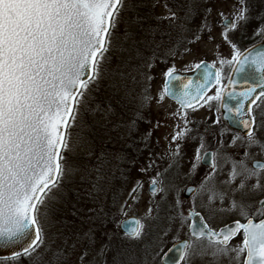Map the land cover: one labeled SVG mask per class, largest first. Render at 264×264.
Listing matches in <instances>:
<instances>
[{"label": "snow or ice", "instance_id": "6c2138e0", "mask_svg": "<svg viewBox=\"0 0 264 264\" xmlns=\"http://www.w3.org/2000/svg\"><path fill=\"white\" fill-rule=\"evenodd\" d=\"M240 2L242 7L236 20L246 21L247 8L243 6L244 0ZM165 8L168 15L156 19L167 20L172 27L179 17L168 8L167 3ZM129 10H133L130 0H0V247L18 245L20 249L13 250L8 264H67V239L62 246L53 248L62 232L52 230L58 224L56 207L66 199L67 180L74 171L65 158L71 137L69 129L76 122L86 93L101 78L110 59L108 54L123 48V40L116 33L117 26L125 23L142 28L139 16L132 21L123 18L122 13ZM205 11L211 13L212 9ZM187 13L188 16L193 14L191 7ZM224 23L227 28L237 26L227 19ZM179 27L184 29V25ZM201 29H208L207 21ZM147 31L154 33L156 30L150 28ZM124 35L126 39L133 33L126 31ZM224 37L228 38L227 33ZM196 38L199 39V36ZM132 47L135 48V44ZM233 61L238 64L234 70L236 74L244 72L245 68H251L258 74L248 81L247 88L237 91V81L233 77L228 78L225 88L222 69L217 70L215 64L201 62L195 65V69L202 72L198 81L182 77L174 67L169 68L158 102H163L166 96L174 99L180 106L175 115L185 125L189 123V109L196 111L206 105L211 108L213 102H218L217 111L223 108L224 119L236 122L245 129L243 146L264 149V142L256 134L257 118L253 112V106L264 97V50H249L242 56L237 49L231 61L221 60L220 64ZM145 67L151 69L153 64L145 63L136 71ZM141 75L146 80L152 79L146 73L141 72ZM213 88H216L215 94L209 95ZM151 99L145 89L141 104H150ZM229 100L235 103L230 104ZM215 123H220L219 115ZM135 124L134 119L130 130ZM189 131L185 127L174 134L172 140L183 139ZM241 139L237 134L232 143ZM203 147L202 141L200 148ZM179 154L180 145L177 143L172 156L178 157ZM247 154L245 152V156ZM203 159L208 161L211 169L216 168V152H205ZM195 160L197 163L202 160L199 149ZM103 165L101 160L96 166L98 173H103ZM151 166H154V161L150 162ZM196 167L197 164H193V170ZM141 171L145 172L147 168ZM262 175L264 162L255 161L249 167L244 159L232 160L230 177L233 181L243 177L239 186L241 190L247 186L244 181L252 178H256L252 189L264 190ZM208 179L210 175L201 181L200 189L205 188ZM93 188L102 190L99 176ZM150 189L153 195L167 190L158 177L151 180ZM136 191V188L132 190L133 193ZM185 191L195 193L197 190L190 188ZM208 191L213 193L214 198L215 190L209 187ZM220 195L223 197L224 194ZM260 204L264 207V201ZM232 207L241 209L246 222L237 220L219 231L211 228L203 218L197 222L199 213L184 218L178 194L173 210L181 218V227L187 219H191L192 241H206L207 246L213 249V255L225 256L235 252L239 260L246 253L244 264H264V219L254 222V217L245 211L247 206L237 204L235 200ZM119 211L126 215L123 207ZM148 211L151 213L152 209ZM125 224L136 225L125 232L129 240L142 239L145 225L140 220L121 221L119 226ZM241 231L242 245L230 247L233 237ZM49 232H52L51 240ZM190 245L189 240L182 243L181 260ZM71 247L75 250L76 246L73 244ZM86 255L87 251L80 257L81 264ZM0 264H5V258H0ZM129 264H134L131 258Z\"/></svg>", "mask_w": 264, "mask_h": 264}, {"label": "rangeland", "instance_id": "374dc122", "mask_svg": "<svg viewBox=\"0 0 264 264\" xmlns=\"http://www.w3.org/2000/svg\"><path fill=\"white\" fill-rule=\"evenodd\" d=\"M171 1L159 2L155 6V12L150 15L158 21V29L149 27L156 30L154 33L146 28L134 29L133 24L129 26L120 23L117 26L116 33L123 40V48L108 54L110 59L101 78L86 93L76 122L69 129L71 137L65 158L74 171L67 180V197L56 207L55 219L58 224L52 230L62 232L53 248L62 246L65 238L67 239V264H81L80 257L85 251L87 255L83 264H102V258L106 260L104 264H129V258L134 264H159L156 252L165 250L169 242L171 244L179 239L186 228L187 221L181 227V218L173 210L177 194L184 218L188 209L197 210L216 228L233 219H245L239 207L233 209V200L237 204L246 205L245 211L249 216H258L264 211L258 205L264 190L254 191L252 185L248 186L251 180L244 181L248 187L241 190L239 186L243 177H237L234 181L230 177L233 159H244L252 167V161L264 160V155L258 156L243 146L242 135V139L235 144L227 143L226 130L229 128L225 126L220 110L217 111L218 102H213L211 108L206 105L196 111L188 110L187 125L175 115L180 109L176 103L167 97L163 102H158L164 87L165 73L169 68L190 70L205 60L215 64L219 70L222 69V77L227 79L236 62L221 65L220 61H231L237 49L242 53L250 46L244 42L242 34L246 25L252 24L246 36L253 39L256 35L253 31L260 29L263 23L261 35L257 36L254 43L262 39L264 0H244L243 6L247 8L246 21L236 20L242 7L240 0H200L199 13L204 17L196 16L193 22L184 7V10L176 12L179 19L170 27L167 20L156 18L168 15L165 3L171 8ZM181 1L188 5L193 2ZM178 5L181 8L183 4L176 3L172 10L177 9ZM207 8L212 9L211 13L205 11ZM127 14L128 11L123 12V18L132 21ZM249 14L254 16L251 22ZM226 18H230L237 26H223L222 22ZM205 21L210 31L201 29ZM179 25H184V29ZM126 31L133 35L125 39ZM225 33L227 39L224 37ZM144 36L146 40L143 39ZM133 44L135 48L132 47ZM145 63H152L153 67L136 71ZM141 72L150 75L152 79L146 80ZM145 89L152 99L150 104L143 107L146 111L142 117L138 118L137 110L142 105L141 95ZM121 90L119 107L122 108L118 109L121 113L117 109L109 110L103 115L102 112L99 113L101 103L109 101L108 95L118 96ZM215 92L216 88L209 95H214ZM261 104L262 102L259 107ZM130 107L134 109L127 111ZM218 115L219 124L215 123ZM104 116L105 121L101 122ZM134 119L136 124L130 130ZM261 119L258 118L256 134L264 142ZM100 122L104 125L103 131L102 128L100 130ZM185 127L190 129L185 137L178 141L172 140V136ZM197 140L203 141V148H200ZM177 143L180 145V154L173 157ZM213 147L217 153L216 168L211 169L201 162L197 163V149L202 158L203 153ZM245 152L248 153L247 156ZM101 160L104 161L103 173H98L96 166ZM152 161L154 166L149 167ZM193 164H197L195 170ZM142 168H147V171L142 172ZM206 175H210V179L205 182V188L200 189V183ZM98 176L101 191L93 188ZM157 177L163 181L167 190L153 195L148 188L151 180ZM137 182L142 186H138ZM261 183L264 184V181ZM190 186H195L197 191L185 196V189ZM209 187L216 192L214 198L213 193L208 191ZM134 188L137 189L136 193L132 192ZM221 193L224 194L223 197ZM121 207L126 215L119 211ZM149 209H152L151 213ZM129 216H137L145 225L141 240L127 241L122 238L116 223ZM155 230L160 234L153 233ZM52 232L48 234L49 240ZM152 236L155 239L150 240ZM73 244L76 246L75 250L71 247ZM197 249L207 248L199 245ZM144 251L149 253L144 255ZM8 259L5 258V264H8ZM191 260V264H194V258Z\"/></svg>", "mask_w": 264, "mask_h": 264}, {"label": "flooded vegetation", "instance_id": "af4514ba", "mask_svg": "<svg viewBox=\"0 0 264 264\" xmlns=\"http://www.w3.org/2000/svg\"><path fill=\"white\" fill-rule=\"evenodd\" d=\"M264 39V27H263V30H262V39L261 41ZM232 71V70H231ZM231 73V72H230ZM229 78V77H228ZM228 82V79L226 80V82L224 83V86L227 84ZM262 102L261 106L259 107V104ZM261 108V109H260ZM259 109V112H257V110ZM253 112L254 114L256 115V118H257V121L258 118L261 119V123L264 125V97H261L260 100L257 101L256 105L253 106ZM225 122V121H224ZM258 123V122H257ZM258 125V124H257ZM225 126H227L229 129L226 130V135H227V143H231L233 144V137L235 138L237 136V134H239L240 136H244L245 135V132H241L239 130H236V129H233L231 128L227 122H225ZM199 142V144H201V141L200 140H197ZM240 141V140H238ZM198 142H197V145H198ZM212 151V152H215V148H210V149H207L206 151ZM205 151V152H206ZM204 152V153H205ZM250 152L251 153H255L256 155L258 156H263L264 155V149H261L260 147H253L252 149H250ZM203 153V154H204ZM203 156V155H202ZM254 160H263V159H254ZM253 160V161H254ZM253 161L251 163V165L253 166ZM264 161V160H263ZM202 163V162H201ZM203 165L205 166H208V164H204ZM209 167V166H208ZM193 175V173H192ZM191 175V176H192ZM264 181V176H262V179H261V182ZM256 182V179L255 178H252L251 179V182L249 183L248 186H251L253 184H255ZM247 186V187H248ZM190 187H193L194 189H196L195 186H190ZM192 193L189 192L188 194H186L185 192V196H190ZM264 197V195L262 196ZM260 197L259 200L262 198ZM259 200H258V205L259 207H261V205L259 204ZM264 209V207H262ZM191 211H195V212H198L202 217L203 219L207 222V224L213 228L214 230L218 231L219 228L221 227H218L216 228L209 219H206L204 217V215L200 212V211H197V210H193V209H188V214L186 215V218L190 217V212ZM254 217V220L255 221H259L261 220L262 218H264V211L262 212V214L258 215V216H252ZM246 221V218L244 219H233L231 221H229L228 223L230 222H233V221ZM187 223H186V228H185V231L184 233L181 235V237L175 241H173L171 244L170 242L168 243V245L166 246V249L161 251V252H156L158 253L156 258H158V263L159 264H162V261H161V258L163 256V254L169 249V247L175 243L176 241H180V240H183V239H187L189 241H191V245H190V248L187 250V252L184 254V259L180 262V264H191L192 263V260L191 258L193 259L194 258V264H244V261H245V258H246V253H244L242 256H240L239 260L236 259V253L235 252H232V253H229L228 255H225V256H215L213 255V249L211 247H208L207 246V242L206 241H200V240H195V241H192V238H191V232H190V225H191V219H187L186 220ZM120 222L118 223V227H119V232L121 234V236L123 235L126 239H128L124 234L123 232L121 231V228H120ZM129 240V239H128ZM172 240V239H171ZM170 240V241H171ZM129 241H133V240H129ZM242 242H243V232L241 231L240 233H238L235 237H233L232 241L230 242V247H238L240 245H242ZM116 243V242H115ZM114 243V244H115ZM113 244V245H114ZM170 244V245H169ZM111 245L110 246V249L111 247L113 246ZM119 244H117L118 246ZM199 245H202L203 248H207V249H203V250H200V249H197V247ZM107 248V246H105V249ZM115 248L113 247V250ZM108 250V249H106ZM105 252V251H104ZM101 255H103L105 257V254L104 253H101ZM103 262L102 264L105 263L104 261V258H102ZM107 264V263H106Z\"/></svg>", "mask_w": 264, "mask_h": 264}, {"label": "trees", "instance_id": "16d2710c", "mask_svg": "<svg viewBox=\"0 0 264 264\" xmlns=\"http://www.w3.org/2000/svg\"><path fill=\"white\" fill-rule=\"evenodd\" d=\"M130 2L133 5V10H129L128 11L129 18H131L132 20H135L137 18V16H139L140 19H141V22H142V28L149 29V27L151 26V27H156V29H158V26L156 24L158 21H156L153 18V16L152 17L150 16V15H152L155 12V8H157V7H153V5L155 4V6H156L159 2H168V0H158V2H157V0H130ZM176 3L177 4L178 3L183 4V5H181V8L178 5L177 9H173L177 13H178V10H180V9L184 10V7H185V10L188 9L189 7L192 8L193 14H191L190 18H189L191 21L194 22L196 20V16L204 17V15L199 13L200 12V7H201L200 0H197V1L193 0L191 5H188L185 2L183 3L181 0H172L171 1V9L173 8L174 5H176ZM248 16L250 17V21L249 22L254 20L253 14H249ZM259 24H261V23H259ZM251 26H252V24L248 23L246 25V27L244 28V32L242 33L243 37L245 38L244 42L245 43H249L250 45H252L257 40V36L260 37V35H261L260 31H261V28L263 26V23L261 24V28L260 29L257 28L255 31H253L256 34L253 39H251V38L246 36ZM133 27H134V29L136 28L138 30L142 29L140 25H136V24H133ZM143 39L146 40L145 36L143 37ZM128 76H130V75H127V77ZM130 77H132V76H130ZM224 82H225V78H222V83H224ZM122 91L123 90H121L120 94L118 96H115V97L113 96V94H109L108 95L109 101H104V102L101 103L99 113L102 112V115H103V114L109 112V110L121 109L122 107H119V105L121 104ZM108 99H106V100H108ZM143 107H145V105L139 106V109L137 110V112H138L137 116L139 115V117H142V115L146 111V109L143 108ZM133 109H134L133 107H130L127 111H132ZM118 112H120V111L118 110ZM103 121H105V116L103 117L101 122H103ZM101 122H100V130L102 128V131H103L104 125L101 124ZM98 125H99V123H98ZM135 138H137V136H135ZM132 142H134V141H132ZM164 217H165V215L162 216V218H164ZM116 224L118 226V223H116ZM154 232H157V230L153 231V233ZM157 234H160V233L157 232ZM122 238L124 240L129 241L123 235H122ZM153 239H155V236H152V238L150 240H153ZM149 252H151L150 249H149ZM149 252L148 251L147 252L144 251V255H147Z\"/></svg>", "mask_w": 264, "mask_h": 264}, {"label": "water", "instance_id": "95a60500", "mask_svg": "<svg viewBox=\"0 0 264 264\" xmlns=\"http://www.w3.org/2000/svg\"><path fill=\"white\" fill-rule=\"evenodd\" d=\"M227 20H231L230 18H226ZM232 21V20H231ZM225 19L223 20L222 24L223 26H225ZM249 50H252L253 52H257V51H260V50H264V39L251 46L249 49H247L246 51H244L242 53V56L243 55H246L248 54ZM201 62H207L209 65H212V63L208 62V61H201ZM200 62V63H201ZM238 67V64L236 63L232 72H231V75L230 77H233L235 81H237V91H240L242 89H245L249 86L248 84V81H251L253 80L254 78H256L258 76V74L254 73V71L251 69V68H245V71L244 72H241L239 74H236L235 73V69H237ZM217 69V67H216ZM218 70V69H217ZM176 73L181 75L182 77H185V78H189V79H196L197 81L199 79L202 78V72L200 71H197L195 68L191 71H186V72H182V71H177L176 70ZM165 80H166V77L164 78V84H165ZM228 84V83H227ZM225 88H227V85L225 86ZM167 98L173 100L174 102H176L174 99H172L171 97H168L166 96ZM230 104L231 103H235V101H231L229 100L228 101ZM221 113H222V117L224 119V110L223 108H221ZM225 120V119H224ZM228 125L233 128V129H236V130H239L241 132H245V129H243L242 127L239 126L238 123L236 122H233V121H229V120H225ZM206 152H212V151H206ZM205 154V153H204ZM204 154L202 156V160L201 162L204 163V164H208V161L207 160H204L203 157H204ZM255 161H261V162H264L262 160H254L253 161V164ZM190 188H193V187H188L187 189H190ZM149 191L151 192V189H150V186H149ZM189 192L186 191V194H188ZM261 201H264V197H262L260 200H259V204ZM261 205V204H260ZM193 213H198V212H195V211H191L190 212V216L193 214ZM132 218H136L139 220L138 217H135V216H130L128 218H125L123 219L122 221H129L131 220ZM203 218L201 215H199V217H196L197 219V222H199V220ZM264 219V218H263ZM204 220V219H203ZM235 221L223 226L222 228H225L226 226L228 225H232L234 224ZM254 222H259V221H255ZM241 223H244V222H241ZM121 224V223H120ZM136 227V225L134 224H125L123 227H120L121 230L125 233L127 230H130L131 228H134ZM220 228V229H222ZM187 239H183V240H180L176 243H174L162 256L161 258V261H162V264H180V262L182 261L180 259L181 257V245L184 241H186ZM16 249V250H20L19 249V246L18 245H13V246H10L9 248H3V247H0V258H8V257H11L13 255V250ZM246 260V259H245Z\"/></svg>", "mask_w": 264, "mask_h": 264}]
</instances>
